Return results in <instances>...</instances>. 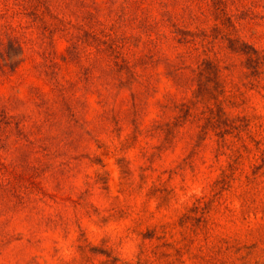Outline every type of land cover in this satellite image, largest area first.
I'll return each instance as SVG.
<instances>
[{"label": "rangeland", "instance_id": "1", "mask_svg": "<svg viewBox=\"0 0 264 264\" xmlns=\"http://www.w3.org/2000/svg\"><path fill=\"white\" fill-rule=\"evenodd\" d=\"M51 4L0 72V264H264V0Z\"/></svg>", "mask_w": 264, "mask_h": 264}, {"label": "trees", "instance_id": "2", "mask_svg": "<svg viewBox=\"0 0 264 264\" xmlns=\"http://www.w3.org/2000/svg\"><path fill=\"white\" fill-rule=\"evenodd\" d=\"M16 3L14 4H5L2 7H0V20L5 22L4 27L6 28L5 32V40L0 43V45L3 47V51L0 52V72L2 75H7L9 72H17L19 68L26 62V54L25 50L23 48V42L22 39L17 37L15 34L18 32L17 27L14 26V22L18 18H34L33 23H40L44 25L45 31H62L63 25H64V16H61L60 12H56L57 9L52 7V2L56 0H40L38 4L34 6H29L24 0H14ZM50 19L51 23L50 25L47 24L45 19ZM91 18V17H90ZM52 29V30H51ZM228 41L233 46H228V49L232 51L234 54H238L240 56H244L247 58L246 65L248 68H252L254 65L255 74L257 75L258 68L262 65L260 60L262 57H260V53H258L255 49L251 48L250 46H247L245 43L242 42L240 38L232 39L228 38ZM184 44L191 45V48L193 51H198V42L196 36H193L191 40H188L187 38H184L182 41ZM213 46V42H208V48L209 51H211L210 47ZM203 47L204 44H203ZM71 53L74 55V49L75 47H71ZM191 50V51H192ZM207 50V52H208ZM192 51V52H193ZM206 50H204V53H207ZM21 53H23V59L17 60L15 63H5V57H7L9 60H11L13 57L19 56ZM208 54V53H207ZM209 59L207 61L214 62L217 61V59ZM59 66V64L54 63L52 65L53 71L51 73L46 72V75L50 76L49 79L51 82L55 81V77L57 76V72L55 69ZM58 87V84L56 85V88Z\"/></svg>", "mask_w": 264, "mask_h": 264}, {"label": "clouds", "instance_id": "3", "mask_svg": "<svg viewBox=\"0 0 264 264\" xmlns=\"http://www.w3.org/2000/svg\"><path fill=\"white\" fill-rule=\"evenodd\" d=\"M22 59H23V53H21L19 56L13 57L11 60L5 57L4 62L10 64V63H15L17 60H22ZM201 195H202V191L199 188H192L189 191H187V194L185 196L181 197L180 204H184L186 201H188L192 197H199ZM133 241H134V237H133ZM121 259L127 262H130V264H134L135 247H133L131 251H129L127 247H124L121 250Z\"/></svg>", "mask_w": 264, "mask_h": 264}]
</instances>
